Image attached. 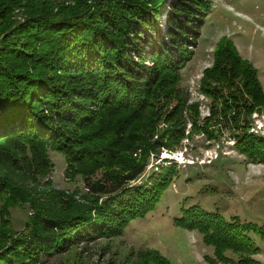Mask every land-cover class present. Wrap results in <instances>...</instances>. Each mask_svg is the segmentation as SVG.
<instances>
[{
  "label": "trees",
  "instance_id": "trees-1",
  "mask_svg": "<svg viewBox=\"0 0 264 264\" xmlns=\"http://www.w3.org/2000/svg\"><path fill=\"white\" fill-rule=\"evenodd\" d=\"M211 7L210 0H0V264H50L85 240L124 236L155 210L175 175L161 168L132 185L149 155L185 137L211 141L224 124L241 130L235 146L246 161L264 164V138L248 132L264 91L229 39L218 40L202 73L199 89L211 101L204 122L180 88ZM161 121L168 127L152 141ZM49 151L64 157L66 177L79 176L82 201L49 185ZM19 205L33 210L20 235L10 222ZM174 224L202 235L213 248L209 264H260L252 236L264 242V223L192 205ZM136 258L132 264H174L156 250Z\"/></svg>",
  "mask_w": 264,
  "mask_h": 264
},
{
  "label": "rangeland",
  "instance_id": "rangeland-1",
  "mask_svg": "<svg viewBox=\"0 0 264 264\" xmlns=\"http://www.w3.org/2000/svg\"><path fill=\"white\" fill-rule=\"evenodd\" d=\"M171 1L174 0H167ZM210 2L212 7L200 26L197 45L180 70V88L188 96L189 104L198 103L200 123L209 116L211 101L200 91L199 83L203 70L212 64L214 48L221 37L229 39L240 56L257 69L264 91V0ZM17 17L22 19L19 13ZM162 18L159 14L158 20ZM184 116L189 130L190 111L184 112ZM221 125L217 126L222 131L216 139L209 141L203 134H194L185 137L172 150L160 148L159 152L149 155L144 174L132 185L158 175L161 168L174 167L175 175L155 210L145 219L132 221L122 237L85 240L69 253L53 257L50 264H132L145 250H156L174 264H209L206 258H214L213 248L203 243L202 235L174 224V219L181 216V208L192 205L220 212L226 220L237 217L241 222L263 224L264 164L246 161L235 146L234 136L241 130L233 131ZM167 127L164 121L159 122L152 141L160 138ZM248 132L264 138V108L251 115ZM139 156L138 150L134 157ZM49 158L53 165L48 176L51 188L73 194L76 200L82 201L86 189L79 176L66 177V163L61 154L49 151ZM45 181L39 182L40 192ZM10 211V222L20 235L33 210L28 205H19ZM252 238L259 248L254 259L264 264V242L255 236ZM226 255L237 261L230 253Z\"/></svg>",
  "mask_w": 264,
  "mask_h": 264
}]
</instances>
